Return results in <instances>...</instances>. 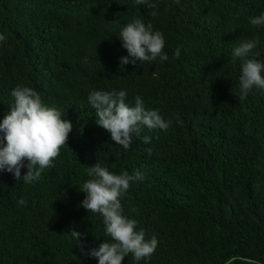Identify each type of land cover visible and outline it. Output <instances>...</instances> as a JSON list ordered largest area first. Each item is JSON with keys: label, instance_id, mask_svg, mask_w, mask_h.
Segmentation results:
<instances>
[{"label": "trees", "instance_id": "obj_1", "mask_svg": "<svg viewBox=\"0 0 264 264\" xmlns=\"http://www.w3.org/2000/svg\"><path fill=\"white\" fill-rule=\"evenodd\" d=\"M150 2L156 7L0 0V123L14 106L12 91L25 86L73 125L38 180L0 171V264H98L85 253L110 237L102 216L81 207L87 167L96 163L144 177L121 197L123 214L158 246L151 257L137 262L129 255L123 264H264V90L240 99L241 61L232 56L239 40L256 39L254 56L264 63V25L250 24L264 14V0ZM137 19L163 34L169 59L121 70L128 52L120 33ZM93 90H124L129 106L140 96L145 110L170 126L145 127L141 137L151 142L133 134L125 151L98 126L88 100Z\"/></svg>", "mask_w": 264, "mask_h": 264}, {"label": "clouds", "instance_id": "obj_2", "mask_svg": "<svg viewBox=\"0 0 264 264\" xmlns=\"http://www.w3.org/2000/svg\"><path fill=\"white\" fill-rule=\"evenodd\" d=\"M179 0H177V3ZM137 4H145L155 8L150 0H136ZM253 26L264 25V14L250 18ZM6 37L0 34V41ZM123 47L128 56L120 60L123 66L139 62L167 61L164 53L165 39L160 31H153L151 23L147 26L137 19L127 24L120 33ZM256 39L242 38L233 48V63L241 61L240 99L247 98L253 88L264 90V63L254 56L257 47ZM180 56L176 49L175 57ZM15 98L14 106L0 123V171L7 170L17 181L32 183L41 177L42 172L53 166V161L60 155L61 148L68 144L69 134L73 131L70 121L62 118L56 108L42 103L40 94L30 87L17 86L11 93ZM127 93L124 90L111 92L93 90L89 103L96 110L97 124L107 130L111 139L125 151L131 148L133 134L141 138L143 143L151 142V137L141 133L146 127L149 130L162 129L167 131L171 121H165L156 110H145L143 99L135 97V106L126 103ZM151 154V149H146ZM24 161H27L25 165ZM27 167V173L21 176V170ZM91 179L83 184L82 192L86 194L81 207L93 214H100L105 225V233L110 241H105L97 248L85 253L82 234L71 231L70 235L80 246L81 252L94 257L98 264H123L129 255L137 262L151 257L157 249L155 236L145 238L143 229L137 231V221L123 214L121 197L127 193L132 183L143 180V174L136 170L130 175L113 174L99 163L87 167ZM20 204L26 202L21 200ZM241 259L233 257V260ZM227 264H232L229 260ZM247 264H258L249 260Z\"/></svg>", "mask_w": 264, "mask_h": 264}]
</instances>
